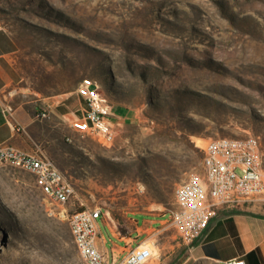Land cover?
I'll return each mask as SVG.
<instances>
[{"label": "rangeland", "instance_id": "rangeland-1", "mask_svg": "<svg viewBox=\"0 0 264 264\" xmlns=\"http://www.w3.org/2000/svg\"><path fill=\"white\" fill-rule=\"evenodd\" d=\"M0 51L20 87L57 95L91 77L137 116L110 144L52 145L76 189L69 205L0 166V264H85L66 218L76 208L102 209L108 249L129 216L160 230L177 187L204 177L211 138L256 136L264 162V0H0ZM147 240L160 253V233Z\"/></svg>", "mask_w": 264, "mask_h": 264}, {"label": "built area", "instance_id": "built-area-1", "mask_svg": "<svg viewBox=\"0 0 264 264\" xmlns=\"http://www.w3.org/2000/svg\"><path fill=\"white\" fill-rule=\"evenodd\" d=\"M85 100L82 118L71 122V128L81 136H93L103 144L116 138L113 123V105L106 100L98 80L85 77L77 87ZM13 112L9 104L3 108L5 116ZM49 111L37 114L40 120L49 117ZM18 130V129H17ZM66 141L72 138L66 136ZM12 165L31 172L38 187L48 197L62 205L74 203L76 189L72 181L46 153L41 144L31 151L0 144V166ZM204 177L192 174L176 189V208L171 211V224L180 239L192 244L208 228L210 220L222 208H239L245 201L264 202V162L258 137L211 138L204 147ZM103 215L99 208H76L66 213L73 241L85 264H113L98 245L99 223ZM155 256L147 241L132 248L118 264H148ZM229 264H246L237 259Z\"/></svg>", "mask_w": 264, "mask_h": 264}, {"label": "crops", "instance_id": "crops-1", "mask_svg": "<svg viewBox=\"0 0 264 264\" xmlns=\"http://www.w3.org/2000/svg\"><path fill=\"white\" fill-rule=\"evenodd\" d=\"M11 63L9 55L0 51V144L24 151L41 144L53 157L50 148L59 138L65 134L77 135L71 122L84 116L85 100L77 90L45 96L20 87L12 77ZM7 104L13 108L10 116L3 113ZM116 109L120 114L115 113ZM43 110H48L50 115L40 120L36 116ZM113 113L116 133L137 117L126 107L113 106ZM129 219L131 226L127 235L108 229L114 240L109 249L106 239L99 237L100 249L110 261L114 260L113 264L121 262L142 241H148L151 231L160 233V253L156 252L151 264H229L237 259L245 260L246 264H264L263 201L248 200L239 208L220 209L192 244L178 239L176 228L171 222L168 224L170 216L160 219V230L156 229L157 220L133 216Z\"/></svg>", "mask_w": 264, "mask_h": 264}, {"label": "bare ground", "instance_id": "bare-ground-1", "mask_svg": "<svg viewBox=\"0 0 264 264\" xmlns=\"http://www.w3.org/2000/svg\"><path fill=\"white\" fill-rule=\"evenodd\" d=\"M106 100H108V99L106 98Z\"/></svg>", "mask_w": 264, "mask_h": 264}]
</instances>
